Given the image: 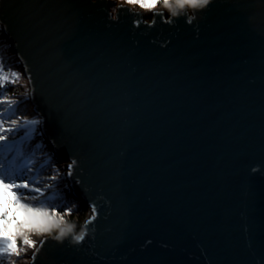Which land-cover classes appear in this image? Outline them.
<instances>
[{"label":"water","instance_id":"1","mask_svg":"<svg viewBox=\"0 0 264 264\" xmlns=\"http://www.w3.org/2000/svg\"><path fill=\"white\" fill-rule=\"evenodd\" d=\"M105 3L0 7L48 144L65 169L83 163L68 196L90 209L82 246L50 235L38 264H264V167L251 171L264 166V0L151 28L150 13L116 22Z\"/></svg>","mask_w":264,"mask_h":264},{"label":"snow or ice","instance_id":"2","mask_svg":"<svg viewBox=\"0 0 264 264\" xmlns=\"http://www.w3.org/2000/svg\"><path fill=\"white\" fill-rule=\"evenodd\" d=\"M214 2L215 0H112L99 7L106 18L116 22L125 14L138 17V13L132 12V6L146 10L150 13L147 27L151 28L158 21L165 24L178 23L173 17H183L186 23L192 24ZM5 3L6 0H0V7ZM157 4L168 9L171 16L155 10ZM187 8L196 11L189 15ZM141 23L142 19H133L136 27ZM0 30H3L2 23ZM26 63L28 67L25 73L0 57V264H38L39 258L47 254V245L51 243L49 237L54 232L56 235L51 239L60 241L59 245L53 246L55 248L64 247L67 244L66 237L82 246L86 237L83 230L75 234L71 227L62 226L61 215H68L73 211V204L67 203L68 193L77 182L83 184L80 172L83 163L80 156L75 155L70 167L62 168L59 153L47 142L46 119L27 116L26 106L35 96L36 85L35 72L30 62ZM21 78L33 80V84L28 88L26 97H14L13 89ZM260 167L264 166H252L251 171L255 172ZM56 200H63L65 203L57 204ZM91 207L93 215L87 224L96 220L98 215L97 206L92 204ZM34 236L38 238H33ZM49 261L50 264H63V257L52 252Z\"/></svg>","mask_w":264,"mask_h":264},{"label":"trees","instance_id":"3","mask_svg":"<svg viewBox=\"0 0 264 264\" xmlns=\"http://www.w3.org/2000/svg\"><path fill=\"white\" fill-rule=\"evenodd\" d=\"M0 57H3L10 65L14 66L15 69L23 72L22 65H20V58H18L17 54L14 53L9 40L6 38V35L3 33L2 30H0ZM23 81L26 82L27 87H28V80L26 78H21V80L18 82V85L13 89L12 95L14 97L24 98L28 95V91ZM33 110L34 109L31 106V104L30 103L27 104L26 112L33 111ZM34 112L32 113L36 117L37 115ZM67 203H71L74 206L75 204L77 205L78 202L74 198L70 197ZM85 209L86 208L82 207L78 211H72L66 216L62 215L64 221L68 223H71V222L76 223L78 221H81L82 219H84ZM54 234L56 233L54 232L51 235H54Z\"/></svg>","mask_w":264,"mask_h":264},{"label":"rangeland","instance_id":"4","mask_svg":"<svg viewBox=\"0 0 264 264\" xmlns=\"http://www.w3.org/2000/svg\"><path fill=\"white\" fill-rule=\"evenodd\" d=\"M110 2H112V0H109ZM132 7H134V6H132ZM134 8H136V7H134ZM158 8H162L165 12H168L169 10L168 9H166V8H163V6H161V5H159V4H157L156 6H155V9H158ZM136 9H138V10H140L141 12H143V13H148L146 10H141V9H139V8H136ZM110 11H111V9H110ZM114 14V13H113ZM147 21H150V18H147L146 19ZM25 84V87H26V89L28 90V88L29 87H27V84H26V82L25 81H23ZM31 104V103H30ZM32 106V105H31ZM32 112H34V110L33 111H27L26 113H27V115L29 116V117H35L34 116V114L32 113ZM35 113V112H34ZM36 114V113H35ZM42 166V165H41ZM60 166L62 167V168H64L65 169V166L62 164V163H60ZM55 171V169H53V172ZM72 198V197H71ZM59 201H61L62 202V200H56L55 201V203H57V204H59V203H61V202H59ZM59 202V203H58ZM62 204V203H61ZM82 208V207H81ZM84 208V207H83ZM80 209V207H79V203H77V205L75 204L74 206H73V211H78ZM60 209L58 208V211H59ZM85 215H84V219H82L81 221H78V222H71V223H68V222H65L64 221V219H63V224H72V227H74L76 230H77V232H80L81 231V229H79V226L82 224V223H84V221L87 219V217L90 215V209H85ZM61 215H64L63 213H61ZM64 216H66V215H64ZM34 238H37V237H35L34 236Z\"/></svg>","mask_w":264,"mask_h":264},{"label":"bare ground","instance_id":"5","mask_svg":"<svg viewBox=\"0 0 264 264\" xmlns=\"http://www.w3.org/2000/svg\"><path fill=\"white\" fill-rule=\"evenodd\" d=\"M161 9H162V8H158V10H161ZM134 10H136V11H137L138 9L134 8ZM138 11H140V10H138ZM20 65H21V64H20ZM26 79H27V78H26ZM34 111H35V110H34ZM72 190H73V188H72ZM72 190H71V191H72ZM69 193H70V192H69ZM69 193H68V195H69ZM68 197H69V196H68ZM70 197H72V196H70ZM70 197H69V198H70ZM72 198H73V197H72ZM74 199H75V198H74ZM68 200H69V199H68ZM59 202H61V201H59ZM59 202H58V203H59ZM61 203H62V204H64V203H65V201H63V200H62V202H61ZM61 203H59V204H61ZM50 235H51V234H50ZM54 235H55V234H54ZM33 238H34V237H33Z\"/></svg>","mask_w":264,"mask_h":264}]
</instances>
